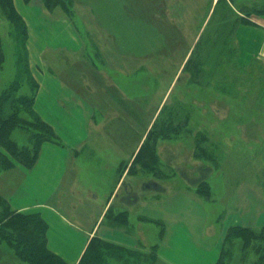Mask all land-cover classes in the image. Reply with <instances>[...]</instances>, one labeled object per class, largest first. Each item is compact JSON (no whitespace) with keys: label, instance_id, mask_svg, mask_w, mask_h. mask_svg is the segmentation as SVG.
<instances>
[{"label":"crops","instance_id":"crops-1","mask_svg":"<svg viewBox=\"0 0 264 264\" xmlns=\"http://www.w3.org/2000/svg\"><path fill=\"white\" fill-rule=\"evenodd\" d=\"M13 1L28 26L29 63L39 83L35 111L54 129L61 144L44 143L32 169L16 167L1 173L0 192L12 210L39 214L44 219L48 225L47 246L52 253L66 264H79L92 239L99 237L124 251H151L154 264H217L230 230L238 226L264 227V186L247 182L236 184L223 204L224 209L213 219L210 217V205L219 206L209 182L212 172L198 183L209 184L210 198L196 194L195 178L184 171L171 172L169 178L156 176L148 183L145 176L129 172V165L122 174L117 173L118 179L113 178L116 183L111 186L102 176L110 168L103 166L101 177L97 174L89 185L87 180L82 183L85 170L81 161L86 148L90 147L94 153L106 148L119 149L131 158L144 144L148 126L146 120L142 126L140 123L148 108L146 104L141 106L139 99H132L136 95L128 90V82L122 81L129 80L132 72L144 77L152 73L147 66L151 59L159 61L161 71L164 54L168 59L171 57L168 54L190 52L185 44L187 39H180L186 32L173 15L176 2V7H180L179 0L144 3L141 0L139 4L134 0L136 7L132 10L128 8L133 6L131 0H74L77 8L79 3L88 5L101 30L114 38L115 44L107 46L114 59L108 58L106 63L86 60L88 47L73 17L53 18L42 5H33L22 15L17 0ZM235 1L248 10L258 3V0ZM184 8L188 9L184 14L188 13L190 6ZM180 11L178 8L176 13L179 15ZM239 14L246 22L237 25L232 34L236 64L242 70L255 64L264 66V12ZM187 20L186 16L182 21ZM148 21L154 22V26ZM127 36L135 37V42L128 43ZM74 56L80 60L60 59L59 66L54 63L55 58ZM130 60L138 64L133 71ZM129 115L139 118V128L126 119ZM132 129L139 130L131 136ZM105 133L122 134L103 142ZM173 146L169 141L159 142L157 154L162 165L184 163L180 158L165 157V149L170 147L173 153ZM176 154L173 155L178 157ZM104 164L109 162L106 160ZM198 165L202 171L206 170L203 164ZM114 168L112 172L116 175ZM177 180L182 181L181 186L175 184ZM105 187L107 199L103 194ZM118 210L128 212L129 224L123 228L109 215ZM97 213L101 214L98 218ZM140 223L155 227L154 238L132 231Z\"/></svg>","mask_w":264,"mask_h":264},{"label":"rangeland","instance_id":"rangeland-1","mask_svg":"<svg viewBox=\"0 0 264 264\" xmlns=\"http://www.w3.org/2000/svg\"><path fill=\"white\" fill-rule=\"evenodd\" d=\"M62 1L68 4L69 8L65 9L58 5L49 8L46 0H30V3H27L26 0H17V7L22 15L31 10L33 5H42L53 18L72 16L79 34L85 39L88 47V52L85 54L86 60L93 61L95 59L106 63L108 58L109 60L114 59L113 52L108 50L107 46H113L115 40L101 30L100 22L96 21L91 9L87 7L88 5L79 3L77 8L74 0ZM145 1L147 0H142V3ZM136 2L139 4L141 0ZM178 2L180 7H176V2L173 15L174 18H179L180 26L186 32V35L180 39H187L185 44L190 48V52L168 54L171 56L168 59L164 54L161 71L158 70L159 61L151 59L147 66L152 73L149 72L144 77V75L132 72L128 76L129 80L123 79L122 82L124 84L128 82V90L132 95H136L132 96V99H139L141 106L146 104V108H148V114L146 118L145 116L141 117L140 124L142 126L145 120L147 122L148 133L145 141L147 140L151 145L149 148L152 154L157 150L160 141H169L174 145V150L172 153L170 147L166 148L165 157L170 160L180 158L184 163L178 165L179 163L175 162L172 168L162 165L160 159H157L155 164L148 165L146 160L149 159L150 154H146V158L141 155L140 160L135 163L142 147L131 158L119 149L106 148L94 153L88 147L81 161L82 169L85 170L82 173L84 178L82 183L86 184L87 180V185H89L90 179L92 177L94 179L97 174L101 177L103 166L110 168L102 176L111 186L116 183L113 178L118 179L117 173L122 174L129 165V172L135 173L141 178L146 177L148 183L156 176L169 178L171 172L184 171L192 174L195 178L194 190L196 194L207 198L209 197L208 190L206 191L207 187L198 183L202 182L209 172H212L213 176L209 182L213 187L214 196L219 202V206L210 205L209 207L210 217L213 219L224 209L223 204L236 184L247 182L264 186V66L255 64L248 70H241L236 64V55L230 42L231 36L241 20L240 18H243L239 12L247 16L250 13L248 9H243L235 0H218L216 3L214 0H179ZM131 3L133 6H128L129 10L136 7L134 0H131ZM185 5H189L190 10L184 14L188 10L184 8ZM148 8L151 10L153 6L150 5ZM178 8L179 11L182 10L179 15L176 13ZM262 8H264V0H258V3L250 10L253 12L252 10ZM7 10V6L0 2V48L3 61L0 66V92L17 82L19 84V89H15L17 94L32 97L36 92L38 93L39 83L29 63L28 26L26 24V29L25 24L19 22L15 16L11 18V14ZM186 16L188 20L182 21ZM150 23L154 26V22L148 21L149 25ZM153 26H149V28ZM149 28L147 32H150ZM150 39L153 40L154 37L151 36ZM126 40L128 43L131 41L134 43L135 37L127 36ZM217 40L218 43L224 42L222 47L226 44V49L214 54L213 50L216 46H213V42ZM100 49L101 53L98 52ZM60 59L63 61L66 59L80 60L75 56L65 59L58 57L54 59V63L58 65ZM129 66L133 71V67L136 68L138 64L130 60ZM11 111H6V115H9ZM22 116L26 115L22 114ZM129 116L126 119L131 122L132 126H137L139 118L134 115ZM137 128L139 127L137 126ZM138 130L132 129L130 135H135ZM121 134L105 133L102 140H105L103 142L112 141L116 139L115 136ZM13 139L20 146L32 144L30 134L24 129L15 130ZM94 140H96L95 134ZM176 152L178 157L173 155ZM106 160L109 164H104ZM188 161L193 162L194 165L189 166ZM199 163L204 165L205 171H202ZM112 167H116L114 168L116 175L112 172ZM11 170L13 169L0 172V174ZM175 184L181 186L182 181L177 180ZM224 184L228 186L224 187ZM197 185L202 187H197ZM140 187L141 185L139 189ZM107 192L108 188L105 187L103 194L105 195ZM0 196H3L1 192ZM123 196L124 194L120 196L121 200ZM107 197L105 195V199ZM87 202L90 203L91 200H87ZM205 202L209 203L206 199ZM84 203H86V199ZM109 215L112 218L114 216L120 228L129 224L128 212L118 210L117 213L112 211ZM98 216L101 214L97 213L96 218ZM104 217L106 218L107 214ZM246 228L254 232H261L260 228ZM133 229L132 231L135 233L144 234L150 238H154L156 233L155 227L147 225V223H140ZM246 238L247 236L238 234L227 242L224 255L227 264H264V237L260 241L250 240L248 242L249 239ZM99 248V255L103 254L101 261L104 264H154V253L148 250L124 251L115 246L105 245H101ZM13 251L6 244L0 245V264H41V262L19 258ZM24 256L27 257V254ZM87 263L88 257L85 258L83 264Z\"/></svg>","mask_w":264,"mask_h":264},{"label":"trees","instance_id":"trees-1","mask_svg":"<svg viewBox=\"0 0 264 264\" xmlns=\"http://www.w3.org/2000/svg\"><path fill=\"white\" fill-rule=\"evenodd\" d=\"M0 2L4 6H7V11L10 12L11 18L15 16L19 22L26 26L23 17L17 14L18 12L13 0H0ZM26 2L30 3V0H26ZM46 3L49 5V8L56 7L57 5L65 9L69 8L68 4H65L62 0H46ZM252 11L264 12V8ZM249 12L252 13L251 10H249ZM240 19L238 25L246 22V19ZM225 42L227 41L225 40ZM230 42L232 46V36ZM213 43V46H216L213 50L214 54L223 52L226 49V44L222 47L224 43H222V41L218 43L217 40ZM233 51L236 55L234 49ZM2 62V50L0 48V66ZM15 89H19V84H17V82H15L13 86H9V88L3 89L0 92V172L14 169L15 167L32 169L38 161L44 143L52 142L61 144V140L54 129L43 121L35 111L34 104L37 92L34 96L29 97L24 94L18 95ZM9 110H12L11 113L6 115V111ZM22 114L26 116L23 117ZM17 129H24L30 134L32 142L30 146H20L14 141L13 133ZM149 146L151 147L146 140L134 161L135 163L140 160L141 155L143 158H146V154H150L151 156L146 160L147 164H155L154 162L159 159L157 150L154 148L156 151L152 154ZM152 167L155 168V166ZM203 186L207 187L206 191L208 190L209 193V197L207 198H210L211 191L209 184L204 183ZM206 191H204L205 194ZM47 231L48 225L39 214H26L14 211L11 209L8 200L0 196V245L6 244L11 247L14 250L13 253L15 252V255L24 260L41 262V264H49L51 262L54 264H66L60 257L48 249ZM238 234L247 236L246 239H249L247 242L250 240L260 241L262 237H264V227L261 228V232L259 233L241 226L230 230L225 241V247L221 258L217 264H227L224 260L227 242L231 240L234 235ZM101 245L112 246L108 242L97 237L93 238L79 264H83L86 257H88L87 264H104V262L101 261V255L103 254L99 255V247ZM25 254H27V257L24 256Z\"/></svg>","mask_w":264,"mask_h":264}]
</instances>
